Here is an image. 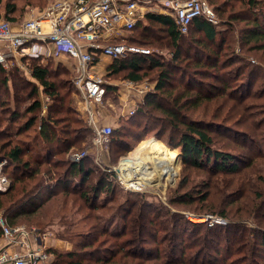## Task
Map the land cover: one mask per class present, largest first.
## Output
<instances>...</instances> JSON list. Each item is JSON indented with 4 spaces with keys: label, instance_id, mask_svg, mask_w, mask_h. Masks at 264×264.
Masks as SVG:
<instances>
[{
    "label": "rangeland",
    "instance_id": "rangeland-1",
    "mask_svg": "<svg viewBox=\"0 0 264 264\" xmlns=\"http://www.w3.org/2000/svg\"><path fill=\"white\" fill-rule=\"evenodd\" d=\"M53 1L24 7L23 2L18 3L17 22L13 23L39 16ZM243 1H219L215 5L218 36L208 42L202 33L192 31L185 36L186 53L179 59L175 58L176 50L163 32L158 33L157 40L139 46L150 51L146 56L165 63L169 69L172 77L168 91L157 90L159 68L146 73L133 90L126 84L131 80L123 74L107 79L115 90L98 106L96 123L99 127L112 126L119 133L102 144L96 143L97 132L90 124L88 105L82 94L75 87L71 90L67 79L60 78V85L66 86L61 93L67 97L66 106L72 108L81 124L68 130H64L62 123L56 124L60 147L56 154L48 153L51 150L43 146L40 129L54 100L33 77L29 60L24 59L9 68V72L0 73V145L7 146L0 151V159L6 162L4 172L10 173L16 167L10 166L1 155L18 146L26 153L21 162H30L32 172L39 170L35 179L26 178V183L34 185L40 181L42 185H55L60 175L70 179L68 187L54 190L55 195L37 214L23 216L11 226H23L45 236L54 254L76 252L74 264H101V260L111 264H161L156 260L158 247L182 256V249L188 246L193 248L186 252V258L194 256L198 264H264V50L252 48L254 42L245 44L244 35L249 26L233 18L248 10ZM4 15L1 10L0 20L6 19ZM64 55V61L52 58L42 62L57 71H69V79L73 80V61L68 54ZM209 57L218 64L216 70L196 62L199 58L210 61ZM94 71L106 75L97 66ZM225 80L229 86L227 94L222 96ZM192 85L195 92L190 91L180 101L185 104L180 114L211 127L213 149L233 157L234 173L218 172L212 164L197 168L185 162L180 148L168 144L171 139L178 141L185 128L173 126L157 109L143 108L148 97L175 107V99ZM218 85L222 90L214 94L217 96L213 100L196 92H212L219 89ZM139 89L145 92V97H139ZM243 91H249L250 95H241ZM36 101H40L41 110L28 112ZM33 116L39 118L34 126L27 128ZM140 120L148 124L136 127ZM144 131L154 132L145 136ZM134 133L135 136L128 137ZM151 139H157L168 150L161 159L165 174L157 175L160 183L130 185L122 175V161ZM81 162L89 174L86 183L81 176L74 179L72 170V177L69 175L71 165ZM12 175L9 188L0 193L12 189L15 183ZM105 182L111 183L112 192L95 195L93 187ZM23 185L24 182L17 183V187ZM83 193L89 195L88 200L83 198ZM3 214L0 211V218H4ZM205 229L221 231L223 240L227 229L232 234L230 239L221 241L213 234L205 235ZM164 259H169L170 264L176 260Z\"/></svg>",
    "mask_w": 264,
    "mask_h": 264
},
{
    "label": "trees",
    "instance_id": "trees-1",
    "mask_svg": "<svg viewBox=\"0 0 264 264\" xmlns=\"http://www.w3.org/2000/svg\"><path fill=\"white\" fill-rule=\"evenodd\" d=\"M219 1L221 0H209L210 5L215 9L216 13L217 8L215 5L218 4ZM21 2L24 3V7L26 5L33 6L36 4L45 5L46 0H0V13L1 10H4V17L6 18L5 20L11 23L17 22L16 15L19 12L18 3ZM242 4L243 6H246L248 10L242 14L235 15L233 18L237 20H243L249 26V30L246 31L244 35V39L246 40L245 44L251 45L254 42L256 44L254 45L255 47L253 46L252 48L264 50V0H244ZM153 26L158 27V29H154ZM192 31L202 33L208 42L213 41L214 38L218 36V32L215 30V25L209 24L203 18L195 19L191 24L189 31L187 33H182L181 29L176 24L175 19L171 15L148 13L146 17L139 21L134 27L129 35L131 37L128 38V41L130 44L144 47L146 44L151 43V40H157L159 38L158 33L163 32L165 38L171 42V45L176 50L175 58L179 59L184 53H186V49H183L185 36L189 35ZM160 34L162 33H159V35ZM202 58L197 59L196 62L200 65H204L216 70L218 64L213 63L211 57H209L210 61H208V59ZM27 60L30 61V69L35 80L40 83L49 97L54 100V105L50 107L48 116L43 118L41 121L40 140L42 141L45 149L47 148V151L48 148H50L52 151H48V153L56 154L58 148L60 147L59 142L61 140L60 137L55 134L56 124L62 123L64 130H68V128L73 125L81 124V121L78 119L79 117H76L72 108L66 106L67 97L61 94L66 86L60 85V78H65L62 80L67 79L68 84L71 86V90H74L75 85L72 78L69 79V71L62 72L50 68L48 64L43 63L45 61L44 59L32 58ZM158 68L161 69V73L157 90L167 92L172 75L169 69H167L165 63L156 60L151 56L135 54L125 57L119 61H114V63L108 68L106 79L113 80L117 76L123 74L129 80L139 82L144 79L146 73ZM11 69H6L0 65V73H7ZM227 80L223 81L226 84V87L223 88L222 93H220L222 96L227 94L229 86V81ZM218 86L219 89L212 92L203 90L202 92L199 90L196 92L198 96L204 95V97H209L213 100V98L217 96L214 94H216L217 91L222 90L221 86ZM186 89L189 90L183 92L177 99H175L173 103L175 107L165 105L161 101H157L148 97V99L144 100L143 102V108L152 107L157 109L165 114L167 118H169V122L173 126H179V129L182 127L185 128L178 141L176 139V141L174 139L168 141L170 146L180 148L185 162H189L191 166L197 168H206L212 164V167L217 169L218 172H236L234 171L236 167L232 165L231 159L233 157L230 154L215 151L213 149V132L210 131L211 127L200 121L185 119L183 115L180 114V111L185 108V104L181 103L180 101L186 98V95L191 93L190 91L195 92L193 85L188 86ZM114 90L115 88L109 85L107 87L105 99L110 94L114 93ZM241 95L249 96L250 93L249 91L248 93L243 91ZM246 96H242V98ZM41 108L42 105L40 101H36L33 106L28 109V112H39ZM36 116L31 118L27 128H31L34 126V124H36L39 118ZM14 118L16 119L17 117ZM144 124L146 126L148 121L140 120L135 123L136 127L139 128ZM149 132L154 131H144L145 136H148L150 134ZM118 133L119 132H115L113 130L112 137ZM135 134L136 133L131 134L128 137H132V135L135 136ZM157 136L160 139L162 138L160 133H157ZM6 148L7 146L0 145V151L5 150ZM25 155L26 153L24 149L18 146L9 148V151L6 155H1L8 159L10 166L14 164V167H16V169L10 173L8 170L4 172L9 179L10 174H13L11 178L15 183L12 186V189L6 193H0V211H4V218L10 225H16V221L23 216L26 217L37 214L43 207V204L55 195L54 190L68 187L67 181H70V179L68 180L66 176L60 177V175L59 178L57 177V184L55 185H42L40 181L34 185L30 182L26 183L25 179H35V176H37L39 170L32 172V170L29 168V165L31 164L30 162H21ZM46 162H48V160L42 162V164H46ZM57 166L59 167L60 165ZM231 166L233 167L232 169H230ZM71 170L75 172L74 179H76L77 176H81L79 178H81L84 183L88 182L89 174L83 162L72 164L69 175H71ZM26 174L28 175L26 176ZM52 179L53 177L50 178V180ZM74 179H72L71 182L74 183ZM21 182H24V185L17 187V183ZM112 190L113 187L111 186V183L108 182L103 183L102 186L98 185L97 187H93L92 189L93 193L98 196L102 193V191L111 193ZM82 196L87 200L89 199V195L87 193H83ZM204 232L207 236H210L211 234L217 236V238L221 241H225L227 238L230 239V235L232 234L231 229H227L226 236L223 240L221 231L205 229ZM2 235L3 231L0 226V239L2 238ZM176 239L179 240L177 237ZM191 248L193 247H185L184 250L182 249V253L184 255L175 256L172 250L169 252L158 247L156 260L161 261V264H170L168 263L169 259L162 260L163 258L170 257L171 259H176L174 260V264H198L195 263L196 257L193 256L190 259H187L185 256L186 252ZM55 255V264H74L76 263V257L78 256L76 252L64 254L57 251H55ZM99 262L101 264H111V261L106 262L105 260H101Z\"/></svg>",
    "mask_w": 264,
    "mask_h": 264
},
{
    "label": "built area",
    "instance_id": "built-area-1",
    "mask_svg": "<svg viewBox=\"0 0 264 264\" xmlns=\"http://www.w3.org/2000/svg\"><path fill=\"white\" fill-rule=\"evenodd\" d=\"M148 13L171 15L182 33H187L197 18L212 25L218 23L209 0H55L39 16L23 23L0 20V65L9 69L24 59L48 60L68 54L74 62L75 88L86 101L90 124L97 132L96 143H105L114 128L99 127L96 119L111 83L94 67L103 56L119 61L135 54L150 55V51L128 41V35ZM126 84L131 90L139 86L134 81ZM138 93L145 97L143 90ZM5 163L0 159L1 192L10 186ZM0 226V264L55 263L45 236L23 226H11L3 217Z\"/></svg>",
    "mask_w": 264,
    "mask_h": 264
},
{
    "label": "bare ground",
    "instance_id": "bare-ground-1",
    "mask_svg": "<svg viewBox=\"0 0 264 264\" xmlns=\"http://www.w3.org/2000/svg\"><path fill=\"white\" fill-rule=\"evenodd\" d=\"M168 151L157 139H151L142 144L133 156L124 159L121 164V172L130 185H148L157 180V175L165 174L161 159ZM176 153V152H175ZM130 171V172H128ZM132 183V184H131ZM164 185V184H162Z\"/></svg>",
    "mask_w": 264,
    "mask_h": 264
},
{
    "label": "crops",
    "instance_id": "crops-1",
    "mask_svg": "<svg viewBox=\"0 0 264 264\" xmlns=\"http://www.w3.org/2000/svg\"><path fill=\"white\" fill-rule=\"evenodd\" d=\"M127 36V35H126ZM125 37V36H124ZM65 55L64 54H60L58 57H55V58H53L55 61L56 60H60V61H64L65 60ZM52 59V58H51ZM67 61V60H66ZM69 62H71L70 61V59H69ZM74 63V62H73ZM73 63H72V65H73ZM114 63V60H112L111 58H109V57H105V56H103L101 59H100V61L97 63V67H99L100 68V70L101 69H103L104 71H105V74L107 75V72H108V68H109V66H111L112 64ZM96 72H98V73H100L101 75H102V73L101 72H99V71H96ZM106 75H104L105 77H106ZM111 83V82H110ZM110 86H114V85H112V83L110 84Z\"/></svg>",
    "mask_w": 264,
    "mask_h": 264
}]
</instances>
